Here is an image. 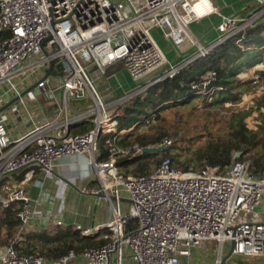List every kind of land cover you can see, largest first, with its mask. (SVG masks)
Wrapping results in <instances>:
<instances>
[{
    "label": "built area",
    "instance_id": "1",
    "mask_svg": "<svg viewBox=\"0 0 264 264\" xmlns=\"http://www.w3.org/2000/svg\"><path fill=\"white\" fill-rule=\"evenodd\" d=\"M250 15L224 16L212 0H0V34H6L0 39V110L15 100L0 112V210L13 204L19 210L13 236L0 239V264H47L40 252L21 254L17 249L35 223L64 225L51 210L44 211L52 196L35 179L39 173L54 178L59 161L76 155L87 157L99 186L83 193L107 202L113 216L96 228L109 232L107 243L85 249L86 264H181V258L191 262L209 242L218 245L214 264H235L238 256L264 258V175L254 173L240 152L233 153L230 165L199 170L176 166L170 153L151 173L125 176L119 165L121 159L143 156L139 144H119L140 125L118 129L130 99L174 79L248 27L264 23V0ZM211 16H220L215 28L222 37L205 47L191 26ZM156 30L177 51L189 45L193 55L179 65L171 62L154 38ZM117 65L135 83L154 77L143 89L142 84L105 103L98 90L102 84L94 81L104 78L115 91L107 70ZM260 73L252 83L263 79ZM51 78L55 88L49 85ZM215 82L216 74L206 73L189 84L191 96L212 100ZM90 98L94 108L75 113L72 104ZM158 117L159 109L150 110L141 127H150ZM85 121L92 125L89 131H72ZM102 139L106 160L99 158ZM171 145L167 138L156 146L168 150ZM23 170V177L12 182ZM32 182L40 188L35 199L25 190ZM124 200L130 203L128 213H123ZM75 229L83 237L93 235L81 226ZM76 257L71 252L58 264Z\"/></svg>",
    "mask_w": 264,
    "mask_h": 264
},
{
    "label": "trees",
    "instance_id": "2",
    "mask_svg": "<svg viewBox=\"0 0 264 264\" xmlns=\"http://www.w3.org/2000/svg\"><path fill=\"white\" fill-rule=\"evenodd\" d=\"M6 34H0V39L4 38ZM242 43L244 47L238 43ZM264 46V23L258 24L254 27H248L244 32V39L236 37L228 40L225 44L213 51L211 55L204 59L195 61L184 69L174 78L166 79L159 83L155 89L149 91L148 97L142 100L141 97L135 99L133 106L126 108L125 114L122 116V122H119V130H129L135 124H141L145 121L150 110L165 108L166 105L172 103L183 102L191 97L192 90L189 86L192 82H199L200 79L208 72L216 74V82L212 84L211 88L216 91L213 99L219 101L228 97L240 98L243 87L251 82H244L240 76L245 72L251 70L252 67L264 62V50L259 51ZM264 76V72L260 73ZM225 89L219 90V88ZM242 89L240 94H235L234 91ZM207 98V97H205ZM140 105L141 110H136ZM145 108V109H143ZM133 112H136V117L131 118ZM142 113V115H140ZM248 114L236 113L231 116L228 124L226 134L216 141H211L205 146L198 149L195 158L198 161H205L207 166H227L230 165L234 152H242L240 159L249 160L252 165V170L256 174L264 175V114L262 115V123L259 126V132H254L249 129L245 123V118ZM141 117V118H140ZM159 118V117H158ZM120 119V120H121ZM137 129V128H136ZM88 131L87 126H84L81 133ZM134 134L129 133L122 137L119 141L121 146H128L132 144H139L142 148L151 145H158L161 137L150 138L147 135H141L134 139ZM102 154L101 160L108 158V152L103 148L104 139L100 140ZM168 150L164 153L168 154ZM152 155H143L136 158H127L121 160L122 164H134L144 158H151ZM174 161V159L172 158ZM121 164V165H122ZM140 173H145L144 169L139 170ZM188 170V168L184 169ZM18 205L13 204L8 209L0 210V229L7 232V236H11L12 232L19 225L17 219ZM49 243L57 241L60 243V254L63 256L70 250H77L82 252L85 248L101 247L107 241L94 242L91 238L81 237L78 232L58 233L55 236H29L24 243L25 248L17 247L21 254H31L35 252L31 241L36 239ZM79 245H75V244ZM41 253V252H40ZM42 254V253H41ZM43 255V254H42Z\"/></svg>",
    "mask_w": 264,
    "mask_h": 264
},
{
    "label": "rangeland",
    "instance_id": "3",
    "mask_svg": "<svg viewBox=\"0 0 264 264\" xmlns=\"http://www.w3.org/2000/svg\"><path fill=\"white\" fill-rule=\"evenodd\" d=\"M193 34L196 35L195 33ZM197 37L200 38L199 36ZM221 37L218 38L217 41L213 42V44L218 42ZM240 37L243 40L244 33L241 34ZM154 38L166 53L167 57L169 56L171 58L172 54L170 55V49L173 48L171 43L165 40L162 37L161 32L157 30L154 32ZM201 43L205 47L212 45L210 43L205 45L203 41ZM238 45H241L242 48L244 47L241 42L238 43ZM260 49L264 50V46ZM181 60L182 57H179L174 63H178L177 65H179L183 62ZM122 67V65H117L107 70V77L109 78L110 87L114 88L115 85H117V90L111 91L104 78L94 81L102 84L98 87V90L99 94L104 98L103 100L105 103L112 102L116 99V97L126 95L132 90L134 92L142 84L143 85L141 89H143L145 83H148V81L154 77L150 76L139 83H135L130 77L126 75V71H122ZM258 72H264V66L260 64L256 65L252 67L251 70L247 71V73L245 72L240 76V79L244 80V82H251V84H247L245 87H243V91L239 100L236 97L223 98L219 101H216V99H207L204 96H191L190 99L187 97L185 103H183L184 101L172 103L166 105V107L163 109L160 108L159 118L155 121V123H153L150 127H139L136 130L130 132L135 136L133 140H135V138L138 136L147 135L150 138L161 137L162 139L159 144H163L164 140L169 138L172 141V145L168 149V153L171 154L176 166H179L183 169H201L203 166L207 165V163L204 160L198 161L195 158L196 152L199 148L205 146L211 141H216L226 134L228 130V124L233 114H248V116L245 118V123L249 129L253 130L254 132H259V126L262 123V115L264 114V76L263 79L257 84H254L251 81ZM90 76L92 80H95L93 75ZM155 79L156 78L153 80ZM149 83H151V81ZM158 84L134 95V97H132L126 104V108L133 106L135 99L138 97H141L142 100H145L148 97L147 95L149 94V91L155 89ZM49 85L52 88H55V79L51 78ZM241 90L242 89L235 90L234 93L240 94ZM81 106L88 109L94 108L91 98L82 102ZM140 107L141 106L138 105L136 110L142 111ZM140 115H142V113ZM130 116L131 118H135L136 112H133ZM121 118H119V122H122ZM87 122V128L91 129V123L89 121ZM166 156L167 155L164 152H161L152 155L151 158H144L131 165L122 164V162L119 163V165L122 169V173L125 176H137L139 174H143L138 171V166L139 170L144 169L146 171L145 173L154 172V170ZM20 174L22 175V172H19L17 175ZM121 190L123 194V189ZM123 198L126 199L125 197ZM122 203L123 213H128L130 203L126 200L122 201ZM50 233H55V230H51ZM7 235L8 234L6 231L0 229V239L2 242H5V240L9 237ZM227 249L228 246H225L224 250L227 251ZM39 251H41V249H39ZM217 251L218 245L215 242H209L205 244V246H203V248L195 254V264H214L215 259L217 258ZM233 262L235 264H264V258L238 256Z\"/></svg>",
    "mask_w": 264,
    "mask_h": 264
},
{
    "label": "crops",
    "instance_id": "4",
    "mask_svg": "<svg viewBox=\"0 0 264 264\" xmlns=\"http://www.w3.org/2000/svg\"><path fill=\"white\" fill-rule=\"evenodd\" d=\"M212 3L220 9V13L224 16L246 18L261 6L262 0H212ZM219 19L220 16H211L210 18L193 24L191 30L200 37L205 45L209 43L213 44V42L221 37V33L215 28ZM173 48L170 49V55L172 54L171 58L168 56L171 62H176L179 57H182L181 61H186L194 52L189 45L184 46L180 51ZM122 71H125L123 67ZM113 89L117 90V85H115ZM60 97L61 96L58 94L57 98ZM81 103L82 102H77L72 104L75 113L85 109L81 106ZM86 123L88 122L85 121L76 124L72 128V131L74 133H81ZM89 130L90 128H88V131ZM21 172L22 175H17L18 173L14 175L12 182L19 181L23 177L25 170ZM35 180L42 183L43 189L52 196L51 202L43 207L44 211L46 209L51 210L64 225L61 227H52L48 224L47 220H43L37 224L35 223L32 230L25 235V241L18 247L25 248L24 243L26 242V238L30 235L36 237L45 235L55 236L58 233L71 231L78 232L80 236L83 237L81 231L75 229L76 226H81L83 230H92L93 235L87 238H91L94 242L106 241L104 236L109 232L103 230L99 233L96 231V228H102L105 224L111 222L113 216L107 202H99L95 195L85 194L82 191L84 189L97 190L99 187L97 179L87 163L86 156H65L59 161V168L55 172L54 178H46L43 174L39 173ZM25 190L31 198L35 199L40 188L32 182L25 187ZM51 230H55V233H50ZM15 231L16 229L12 232L10 237L13 236ZM31 243L35 251L41 252L46 257L47 264H58L59 260L66 257L71 252H75L77 257L67 264H86V260L83 258L82 254L87 248L82 252L70 250L63 256H59L61 246L57 241L46 243L39 238L31 241ZM75 245L79 244L76 243ZM39 249H41V251H39ZM194 260L195 258H192L190 262L186 258H181V264H195ZM128 263H131L130 260Z\"/></svg>",
    "mask_w": 264,
    "mask_h": 264
},
{
    "label": "water",
    "instance_id": "5",
    "mask_svg": "<svg viewBox=\"0 0 264 264\" xmlns=\"http://www.w3.org/2000/svg\"><path fill=\"white\" fill-rule=\"evenodd\" d=\"M50 73H51V68H50V70L48 72V75ZM14 102H15V100H13L12 102H10L7 106L3 107L0 110V112H3L5 109H7ZM166 150H167V148L164 147V146H156V145H154V146H148V147L142 148V153H143V155H154V154H158V153H161V152H165ZM241 155H242V152L239 153V157H241ZM126 201H128V200H126ZM233 249H234V245L232 244L230 246V248H229V252H228L226 258L229 257L232 254Z\"/></svg>",
    "mask_w": 264,
    "mask_h": 264
}]
</instances>
